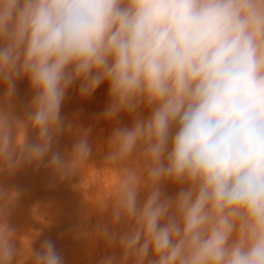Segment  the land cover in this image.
Listing matches in <instances>:
<instances>
[{
  "label": "clouds",
  "instance_id": "clouds-1",
  "mask_svg": "<svg viewBox=\"0 0 264 264\" xmlns=\"http://www.w3.org/2000/svg\"><path fill=\"white\" fill-rule=\"evenodd\" d=\"M25 77L27 119L0 108V171L38 166L72 129L60 113L77 82L83 98L107 83L99 118L132 117L108 139L116 182L98 204L126 230H98L121 251L100 264H264V0H0L6 100ZM90 132L52 154L61 179L86 167ZM18 196L0 188V264L17 255ZM24 254L64 264L51 240Z\"/></svg>",
  "mask_w": 264,
  "mask_h": 264
},
{
  "label": "bare ground",
  "instance_id": "bare-ground-1",
  "mask_svg": "<svg viewBox=\"0 0 264 264\" xmlns=\"http://www.w3.org/2000/svg\"><path fill=\"white\" fill-rule=\"evenodd\" d=\"M33 95L26 77L17 79L16 92L8 100L5 86L0 84V108L10 110L19 120H26ZM107 104L106 82L88 98L80 96L77 82L66 92L60 113L65 125L71 123L72 129L54 139L49 153L38 166H21L14 173L0 171V188L19 193L8 215V222L15 230L13 244L17 255L13 264H21V261L33 264L32 257L24 254V242L28 241L29 247L38 251L44 240H51L64 264H100L106 256L121 255L120 249L110 247L98 230L108 226L110 231L123 232L126 226L123 223L113 226L111 206L101 208L98 202L107 197L116 182L115 170L106 166L105 161L108 139L115 127L131 126L132 117L122 113L115 121L99 118ZM89 127L92 153L86 167L61 179L48 166V161L55 152L67 160L82 130ZM37 135L36 130L29 128L27 143L35 142ZM165 191L175 195L178 186L169 183ZM144 198L141 192V203ZM151 258L150 254L148 259Z\"/></svg>",
  "mask_w": 264,
  "mask_h": 264
}]
</instances>
